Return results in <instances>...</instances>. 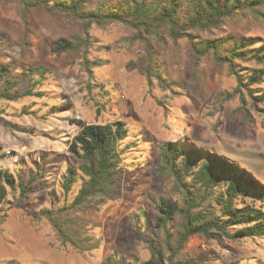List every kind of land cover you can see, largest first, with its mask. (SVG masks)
Masks as SVG:
<instances>
[{"label": "rangeland", "instance_id": "1", "mask_svg": "<svg viewBox=\"0 0 264 264\" xmlns=\"http://www.w3.org/2000/svg\"><path fill=\"white\" fill-rule=\"evenodd\" d=\"M21 11L18 0H0V32L7 34L3 45L6 56H0V60L47 67L46 79L39 85L46 94L0 106V168L26 182L40 163L45 176L37 179L32 184L36 190L25 196H21L18 185L4 183L7 216L0 225V261L102 264L106 256L117 252L128 264H143L150 251L142 237L156 232L153 218L157 211L152 196L173 195L156 172L159 147L167 141L187 140L216 150L248 165L264 179L263 113L249 102L247 117L239 110L238 96L222 107L214 99L217 92L236 85L227 65H218L211 57L198 59L186 38L173 41L163 31L159 38L151 39L150 50L158 56L156 61L171 88H163L157 80L149 84L136 65L147 59L150 38L144 41L134 29L113 23L90 29L88 56L103 62L90 78L80 57L69 52L56 55L50 50L52 39L81 35L78 24L66 25L43 7L33 8L26 43ZM231 35L253 37L260 46L264 43V21L247 11L212 32L214 37ZM237 62L241 68L254 67L252 61ZM28 86L29 80H25L23 88ZM254 87L264 88V81ZM66 100L73 104L70 109H54ZM259 105L263 108L264 102ZM71 118L89 123L121 119L130 130L123 143L124 172L117 175L119 197L97 211L82 207L65 211L68 216L89 221L91 232L101 239L98 249L86 253L62 244L49 222L35 221L25 212V208L39 213L42 208H61L76 195L78 184L67 196L61 186L67 164L75 161L69 140L78 127ZM143 210L148 212L149 226L136 222ZM182 256L193 258V264H264V238L217 240L198 234L187 242Z\"/></svg>", "mask_w": 264, "mask_h": 264}, {"label": "trees", "instance_id": "2", "mask_svg": "<svg viewBox=\"0 0 264 264\" xmlns=\"http://www.w3.org/2000/svg\"><path fill=\"white\" fill-rule=\"evenodd\" d=\"M22 6L21 20L24 39L29 42L31 26L29 12L43 7L45 11L66 25L78 24L79 36L59 37L50 41L53 54L69 52L81 58L82 68L94 78V68L103 64L90 59L92 46L90 29L93 25L106 27L122 23L135 30L137 37L147 41L148 57L137 68L146 75L149 84L157 80L168 89L170 82L158 56L150 50L151 39L166 32L173 41L186 38L195 57H211L218 65H227L236 79L231 89L219 91L214 99L220 107L226 101L239 97V110L249 117L252 108L264 115V88L254 87L264 81V43L253 37L212 36L229 20L244 12H253L264 21V0H18ZM7 34L0 32V56L5 57L3 45ZM237 60L254 62L252 69L239 67ZM16 69L19 71L15 72ZM48 68L43 65L5 62L0 60V106L5 102H19L25 97H43L46 91L39 85L46 79ZM36 75L38 76L36 78ZM29 86L23 88V82ZM66 98V95H65ZM72 102L66 100L57 110H68ZM3 110L5 108L3 107ZM28 113L27 109L24 110ZM78 127L69 140V150L75 161L68 163L62 179L67 196L78 184L73 200L61 208L25 212L35 221L45 219L64 245H71L81 253L98 249L101 239L91 232V223L65 211L82 207L97 211L119 197L117 175L124 172V141L129 127L124 120L107 123H89L71 118ZM21 130L27 131L28 128ZM31 171L26 182L7 169L0 168V225L5 221L4 211L7 190L4 185L20 188L21 196L36 190L32 184L45 176L42 165ZM156 172L167 183L169 193L152 196L156 214L153 224L156 232L143 235L142 240L150 251L143 264H193V258L182 256L187 242L195 235L222 240L229 238H264V179L243 162L226 157L202 145L187 140L167 141L159 147ZM137 224L150 225L146 210L139 211ZM140 219V222L138 223ZM140 228V225H139ZM0 264H21L16 259ZM102 264H128L122 255L113 252ZM232 264H239L234 262ZM254 264V263H252Z\"/></svg>", "mask_w": 264, "mask_h": 264}, {"label": "built area", "instance_id": "3", "mask_svg": "<svg viewBox=\"0 0 264 264\" xmlns=\"http://www.w3.org/2000/svg\"><path fill=\"white\" fill-rule=\"evenodd\" d=\"M6 152H7L8 154H12L11 149H6Z\"/></svg>", "mask_w": 264, "mask_h": 264}]
</instances>
